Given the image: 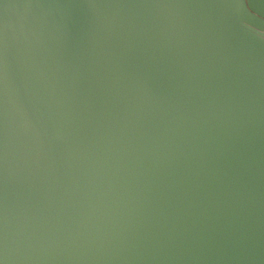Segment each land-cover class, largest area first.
Segmentation results:
<instances>
[{
  "label": "water",
  "instance_id": "obj_1",
  "mask_svg": "<svg viewBox=\"0 0 264 264\" xmlns=\"http://www.w3.org/2000/svg\"><path fill=\"white\" fill-rule=\"evenodd\" d=\"M0 264H264V0H0Z\"/></svg>",
  "mask_w": 264,
  "mask_h": 264
}]
</instances>
